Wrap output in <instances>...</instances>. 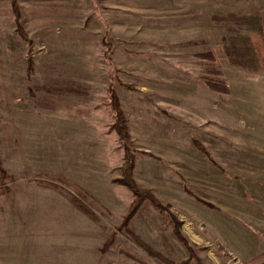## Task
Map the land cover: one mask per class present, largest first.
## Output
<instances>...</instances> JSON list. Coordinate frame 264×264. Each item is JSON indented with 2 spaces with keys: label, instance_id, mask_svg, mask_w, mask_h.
<instances>
[{
  "label": "rangeland",
  "instance_id": "374dc122",
  "mask_svg": "<svg viewBox=\"0 0 264 264\" xmlns=\"http://www.w3.org/2000/svg\"><path fill=\"white\" fill-rule=\"evenodd\" d=\"M17 5L27 39L12 0H0V156L10 176L0 264H264V225L250 209L221 206V183L236 178L226 159L219 167L218 149L219 123L264 128V72L230 65L222 50L233 30L245 31L232 15L264 17V0ZM205 76L223 78L229 93ZM59 81L86 93L41 87ZM110 84L127 119L133 178L161 203L144 201L127 219L133 195L117 181L123 149L110 128Z\"/></svg>",
  "mask_w": 264,
  "mask_h": 264
},
{
  "label": "trees",
  "instance_id": "16d2710c",
  "mask_svg": "<svg viewBox=\"0 0 264 264\" xmlns=\"http://www.w3.org/2000/svg\"><path fill=\"white\" fill-rule=\"evenodd\" d=\"M13 13L15 20L17 22V31L20 33L23 39H27V35L22 28L19 19V11L17 0H12ZM233 19L243 25L245 29L244 32L233 30L230 35H228L223 43L222 50L227 58L230 65L242 68L251 72H264V17L258 11H253L251 13H242L239 15H232ZM106 45V56L110 58V52L112 47L110 43L102 39ZM210 59L214 58L213 52L206 53ZM204 80L207 87L211 90L218 91L221 93H229V86L227 81L218 76H205ZM40 87V86H39ZM45 90L51 91L56 88L63 93H75V94H85L86 87L81 84H74L73 82L59 81L56 84L53 82L41 85ZM107 92L109 94V106L112 111V123L110 128L114 130L120 140V144L123 149V160L120 165V177L117 181L125 186L132 192L133 198L129 204V208L125 214V218L131 217L138 208L143 204L144 201H149L152 205L160 207L161 203L159 198L151 192L149 189L140 187L133 178V170L135 165V155L132 149V140L128 132L127 119L125 112L122 109L119 101V97L113 87L109 85L107 87ZM47 95H45L46 97ZM48 97H46L47 99ZM43 104H47L46 101ZM52 106V103H51ZM198 148L210 158L207 150L199 143L196 142ZM10 180V176L6 173L3 166V162L0 156V193L10 190V186H7V182ZM46 187L58 190L55 186L46 185ZM190 193V192H189ZM191 194V193H190ZM72 203L75 204L77 208H81L76 205L74 199H71ZM206 205L212 206L211 203L204 201ZM174 222V232L177 237L186 243L185 237L181 234L179 228V221L172 218ZM107 243V242H106Z\"/></svg>",
  "mask_w": 264,
  "mask_h": 264
},
{
  "label": "crops",
  "instance_id": "0c3cea01",
  "mask_svg": "<svg viewBox=\"0 0 264 264\" xmlns=\"http://www.w3.org/2000/svg\"><path fill=\"white\" fill-rule=\"evenodd\" d=\"M262 119H264V116ZM228 122L219 123V167L221 170L225 169L223 161L226 159L230 162V165L234 166L233 170L236 179L232 187H229V185L224 186L221 183L220 201L223 203L221 206L226 208L229 204H233L235 207L242 209V212H240L242 215L245 213L243 209H250L253 224L263 226L264 148L259 147L258 144L264 145V128L260 129V124L256 125L254 123H247L246 126L240 128L235 123H230V119ZM227 137L229 139L234 137V141L228 142ZM224 138L225 140H223ZM210 145L212 147L210 148L213 149V145ZM210 151L208 152L211 155V159L215 161L212 150ZM243 152L247 154L243 155ZM231 162L234 164H231ZM222 171L224 173V170ZM245 176H250V178H244ZM260 229L263 230L261 227Z\"/></svg>",
  "mask_w": 264,
  "mask_h": 264
}]
</instances>
